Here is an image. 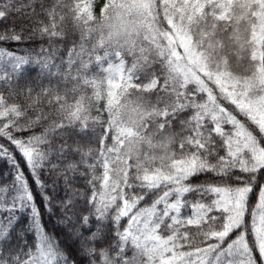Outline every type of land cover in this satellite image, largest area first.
<instances>
[{
  "label": "snow or ice",
  "instance_id": "obj_1",
  "mask_svg": "<svg viewBox=\"0 0 264 264\" xmlns=\"http://www.w3.org/2000/svg\"><path fill=\"white\" fill-rule=\"evenodd\" d=\"M13 3L0 0V110L31 97L33 83L51 94L43 81L63 70L54 49L26 47L24 26L8 22ZM65 111L74 123L26 119L22 106L0 119V264H264V163L237 171L235 160L217 169L193 159L174 172L113 176L108 157L91 151L99 137L72 139L95 136V121L81 106ZM133 135L118 128L117 142ZM57 211L59 234L42 222Z\"/></svg>",
  "mask_w": 264,
  "mask_h": 264
},
{
  "label": "rangeland",
  "instance_id": "obj_2",
  "mask_svg": "<svg viewBox=\"0 0 264 264\" xmlns=\"http://www.w3.org/2000/svg\"><path fill=\"white\" fill-rule=\"evenodd\" d=\"M25 1L47 17L36 33L55 43L60 78L83 91L73 105H103L96 159L107 156L113 176L174 172L193 159L217 169L260 162L248 125L264 138V0ZM124 127L135 135L117 142Z\"/></svg>",
  "mask_w": 264,
  "mask_h": 264
},
{
  "label": "trees",
  "instance_id": "obj_3",
  "mask_svg": "<svg viewBox=\"0 0 264 264\" xmlns=\"http://www.w3.org/2000/svg\"><path fill=\"white\" fill-rule=\"evenodd\" d=\"M42 1V0H40ZM44 4V2H43ZM33 6L26 2L25 0H19L15 5V12H13V22L17 27L23 25L24 26V33L27 37L32 38L31 43H28L26 47L28 48H36L38 45L44 46L46 49L56 48L55 43L49 42L45 36L41 34L36 33V28H41L42 24L45 26V22L47 21V17L43 19V21L40 20L38 17L37 12H34L32 10ZM18 10V11H17ZM48 9H46L47 11ZM17 11V12H16ZM36 11L38 9L36 8ZM16 14V15H15ZM49 38V37H48ZM62 43V42H61ZM57 45L59 43L56 42ZM18 54H23V51H21ZM264 59V55H263ZM264 62V60H263ZM63 68V67H62ZM54 72V71H53ZM31 75H35V72H31ZM70 78H67L66 80H63L60 78V75L54 76L52 79L45 78L43 81V88L44 89H51V94L45 96L40 94V88L37 86L36 83H33V87L36 89V91L33 93L31 97H28L27 94L19 100H16L15 97H12L11 100L13 102L8 103L7 105L10 107H18L22 106L25 112V118L31 119L34 115H41L44 119L48 121V123H54L57 120H63V122L68 123L72 120V116L70 115V112L65 111L66 108L71 109V112H76L73 108L76 106V109L78 108V105H73L75 103V100H79L81 93L80 88L76 85L77 82L72 81L70 82ZM24 81H21V84H23ZM74 85V88H71ZM57 92L59 93V103H57ZM7 96V93H5ZM74 102V103H72ZM72 103V107H71ZM91 110H87L86 105L81 107L83 108V113L81 115H86L88 112L91 114V116L95 117V119H88V124H92L93 121L99 125H94V131L95 136L92 135V131H89L88 137H72L73 140H80L81 142H86L87 140H94L96 137H99V148H96L95 146L92 147L91 151L96 153V158L99 155L101 149H102V140H103V133H104V124L100 122V120H96V116H98V113L100 115L99 109L103 106L102 104L97 105L92 104L91 101ZM98 110V113H97ZM67 117V119H65ZM65 119V120H64ZM84 126V121L81 120L79 127ZM249 129L254 133V135L257 137V149L259 152V155H262V158L260 159V162L264 163V138L258 136V130H255V127L252 124L248 125ZM85 151H88V149H85ZM260 162H257L255 165H259ZM241 167H236L235 169L239 171ZM238 178V177H233ZM45 179H51L50 177H45ZM62 195V193H61ZM43 211V209H42ZM59 215V212L57 211L54 215H49L47 213L43 216V224L47 227L49 231L57 232L59 234V225L56 221V216ZM64 238L63 236L61 237ZM67 243H71V241H67Z\"/></svg>",
  "mask_w": 264,
  "mask_h": 264
}]
</instances>
